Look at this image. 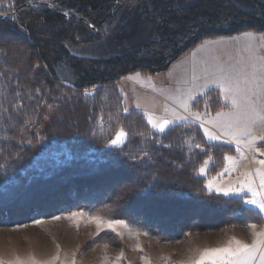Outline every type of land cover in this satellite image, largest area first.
I'll list each match as a JSON object with an SVG mask.
<instances>
[{
  "label": "trees",
  "instance_id": "obj_1",
  "mask_svg": "<svg viewBox=\"0 0 264 264\" xmlns=\"http://www.w3.org/2000/svg\"><path fill=\"white\" fill-rule=\"evenodd\" d=\"M121 1L55 0V10L20 3L15 19L0 21V34L20 38L18 47L26 52L23 62L13 65L7 62L8 48L0 47V216L5 210L20 209L19 205L39 203L46 197L43 191L49 189H78L77 198L88 195L84 203L99 201L123 186L125 201L118 202L134 213L144 201L167 196L206 208L211 215L222 214L244 224L264 223L263 216L242 199L210 193L206 179L199 175L208 158L213 161L209 173L220 171L225 157L235 153L232 146L207 141L196 124L151 130L142 113L122 112V98L115 89L99 90L92 97L83 93L96 84L112 85L134 71L165 70L205 38L264 31V0H256L262 8L260 17L237 10L228 0H194L182 9L175 7V0H146L144 11L156 23L161 38L144 47L148 53L138 50L103 60L70 55L65 44L98 39L102 20ZM64 11L72 15L67 19L58 13ZM212 21L219 26L202 28L185 48L178 49L182 35L189 34L190 23L202 26ZM176 47L178 53L168 60ZM61 62L76 69L78 85H66L56 77L54 67ZM213 95L218 107L211 112L225 106L218 90L209 91L207 99ZM98 117L110 123L100 127ZM119 128L126 131L127 141L111 147L108 142ZM71 207L78 208L74 203ZM121 209L115 204L110 209L112 218L128 219L135 225L119 214ZM169 232L164 233L169 236Z\"/></svg>",
  "mask_w": 264,
  "mask_h": 264
},
{
  "label": "rangeland",
  "instance_id": "obj_2",
  "mask_svg": "<svg viewBox=\"0 0 264 264\" xmlns=\"http://www.w3.org/2000/svg\"><path fill=\"white\" fill-rule=\"evenodd\" d=\"M54 1L0 0V21L7 18L15 19L20 3L24 7L44 6L55 10L52 4ZM144 1L146 0H124L121 1L122 4L120 5L117 3L99 25L100 37L98 39L94 38L91 41L79 44L67 42L65 48L74 57L90 60L124 57L138 50L143 51L142 55L148 53V49L144 47L149 43L159 42L161 38L156 23L150 21L144 11ZM228 1L241 12L254 14L257 17L262 16V8L258 6L256 0ZM193 2L194 0H175V7L177 9L186 8ZM47 4H50L51 7ZM58 13L60 15L66 14L67 19L72 15L70 11ZM85 23L89 24L86 21ZM218 26L219 23L213 21L202 26L190 23L187 27L189 34L182 35L179 43L180 48L172 49L168 53L167 59L171 60L170 57L178 53V49L185 48L187 42L190 39H195L202 28L211 29ZM246 33L261 36L264 42V31L256 30L205 38L194 48L172 61L165 70L154 73L134 71L122 76L112 85L96 84L83 91V93L92 97L99 90L115 89L122 98V112L126 114L133 110L137 111L130 107L129 101H127L128 106L125 104L126 98L124 97L129 94L133 80L134 83H136L135 80H138V83L142 86L147 80H151L160 92L157 93L164 98L163 93L175 92L174 90H176L177 85L173 81L177 77L171 75L170 69L179 60L195 51L206 41ZM19 40L20 38L17 37L0 34V47L8 48L10 59L7 62L13 65H20L26 57V52L22 51L20 44L18 45ZM54 73L66 85L76 86L80 83L76 69L66 62L57 64L54 67ZM206 95L192 102V111L201 110L214 113L210 109L218 107L216 103L218 98L214 99L215 95H213L207 99ZM128 98L130 97L128 96ZM201 99H204L202 103H198L197 101ZM220 110L216 109L215 112ZM164 120L169 121L168 119ZM109 123L108 118H97V125L100 127ZM173 126L175 125L169 123L168 128ZM121 129L123 128H119L118 131ZM151 130L161 131L158 127H151ZM117 132L108 142L111 147L127 141L128 136L124 130L126 133L125 138L121 143L113 145L111 141L116 138ZM259 147L264 149V145H259ZM208 167L209 169L213 167L211 158H208L204 165L199 168V175L204 178L206 175H215L207 172ZM202 168L204 169L203 173L201 172ZM12 178L13 175L7 176L8 180ZM120 179L119 181H123L122 178ZM122 188L115 190L116 194L115 192L112 194L111 191V194L101 197L99 201L95 199L84 203H82L83 199L88 195L83 196L82 199L77 198L79 195L78 189L68 191L62 189L57 192L49 189L50 192L49 190L43 191L47 192L45 193L46 197L44 196L45 198L43 197L44 199L39 203L37 202L32 206L19 205L20 209L9 210V212L5 210L3 217L0 216V264H196V261L200 260L206 250L222 248L223 245L228 244L229 238L232 241L241 239L245 241L244 244L252 245L253 241L257 239L255 233L264 232L263 223H259V226L257 225L252 230V227H248L250 223L244 224L222 214L211 215V212H207L206 208L202 211L196 205L176 202L167 198V196H161L159 201L155 202L151 200L144 201L138 209L136 208L134 213L130 206H123L118 202L123 203L125 201ZM75 190L76 193H74ZM30 197L32 198L34 195ZM20 203L24 202L21 201ZM72 203L78 208L73 210ZM115 204L120 209L123 206L122 212L119 214L130 218L135 225L129 222L128 219L112 218L110 209H113ZM125 205L129 204L126 203ZM137 206L139 205L137 204ZM97 211L101 212L102 215ZM73 213H76V215H72ZM262 214L264 215V212ZM93 218H99L103 222L123 220L126 227L116 225L113 230L107 227L106 223H102L98 227L96 220ZM168 230L170 231L169 236L164 233ZM260 255V252H257L251 264H261ZM206 262L213 261L205 259L203 264Z\"/></svg>",
  "mask_w": 264,
  "mask_h": 264
},
{
  "label": "crops",
  "instance_id": "obj_3",
  "mask_svg": "<svg viewBox=\"0 0 264 264\" xmlns=\"http://www.w3.org/2000/svg\"><path fill=\"white\" fill-rule=\"evenodd\" d=\"M260 37V38H259ZM253 33L240 34L236 36L226 37L223 39H216L206 41L195 51L188 54L182 60H179L171 69V75L177 77L173 83L177 85L175 92H166L164 98L159 94V90L150 80L140 85L138 80L131 82L132 88L129 94L125 95V104L132 109H135L146 117L150 127L155 128L149 123L148 116L154 117L157 121L168 119L170 125L180 123H195L198 125L204 136L209 142L226 144L234 148L235 153L232 156L236 165L234 170L230 167L229 161L225 159V166L215 175H206V187L212 193L222 195L228 198L242 199L244 204L256 211H258L264 218L262 212L254 205L246 203L252 198V193L247 189L243 191H217V189L240 188V183L246 178L243 173H251L252 180L255 182V187L259 191V176L256 170H264V165L259 161L264 160V149L259 145H264V140L259 137H264V122L257 119L251 127L252 135L258 139L251 148L247 147L244 142L239 145L240 151H237V145L230 137L222 134V129L214 126L211 123H206L201 126L202 121L196 120L191 115L192 112H199L204 120H210L216 116L217 112H234L230 98L225 100L224 93L217 83L214 81L221 78H227L234 86H238L240 91L234 93L236 98L240 101L242 107L247 106L249 97L251 101V108H248L250 114L255 115L259 113L264 115V42L261 36ZM218 90L220 99L225 105V108L214 113H207L206 111H192V102L198 98H202L208 91ZM159 92V93H157ZM189 95L193 98L188 99ZM128 96L130 98H128ZM127 101L129 103L127 104ZM187 101L189 111L181 106L183 102ZM254 109V112H253ZM185 117L186 119H180ZM207 128L209 132L217 135L220 139L212 140L205 135L204 129ZM258 149V150H257ZM243 154V158L241 156ZM209 169V167H208ZM209 173V170H207ZM210 174V173H209ZM209 181L213 182V187L209 188ZM257 225L250 223V225ZM264 225V223H263ZM262 226V225H261ZM251 228V227H250ZM253 230V228H252ZM242 243L245 242L239 239ZM231 238L228 239V244L223 245L222 248L233 243ZM204 264H213V262H206Z\"/></svg>",
  "mask_w": 264,
  "mask_h": 264
},
{
  "label": "snow or ice",
  "instance_id": "obj_4",
  "mask_svg": "<svg viewBox=\"0 0 264 264\" xmlns=\"http://www.w3.org/2000/svg\"><path fill=\"white\" fill-rule=\"evenodd\" d=\"M217 83L222 92L224 93L225 100L230 98L231 95V103L233 108L236 109L234 112H217L216 116L210 120H204L199 112H192L191 115L196 120H201V126L203 127L206 123H211L214 126H218L222 129V134L230 137L232 141H234L237 145V151H240L239 145L244 142L247 147L251 148L255 145L257 141V137L252 135L251 127L254 123H256L257 119L261 122H264V115L259 113H255V115L250 114L248 108H251V101L249 97H245L248 100V104L245 107H242L240 101L236 98L234 93L240 91L238 86H234L230 80L226 77L221 78L219 80L214 81ZM193 97L189 95L188 99H192ZM185 111H189V105L187 101L183 102L181 105ZM254 112V109H253ZM180 119H186L185 117H179ZM149 123L152 124L153 127H158L161 131L164 130L165 125L169 123V121L164 120L162 122L157 121L154 117L148 116ZM205 135L209 137V139L217 140L220 139L219 136L208 131L207 128L204 129ZM126 133L123 129L117 132L116 138L111 141L113 145H117L122 142L125 138ZM260 140H264V137H259ZM258 150V149H257ZM264 154V153H262ZM243 158V154L241 153ZM225 159L229 161L230 167L234 170L236 161L232 156H226ZM261 165H264V160L259 161ZM204 169H201L203 173ZM257 175L259 176V191H257L255 187V182L252 180L251 173H243L245 176V180L240 183V188H228V189H217V191L227 192L231 191H243L247 189L252 193V198L246 201V203L255 205L261 212H264V170L257 169ZM209 188L213 187V182L209 181ZM72 215H76L73 213ZM96 220L98 227L102 223H106L107 227L115 229L116 225L125 226V222L123 220H109L106 222L101 221L99 218H93ZM250 227L255 228L256 225H250ZM257 239H255L252 245L244 244L239 240H234V247L230 244L227 247L219 248V249H211L206 250L200 260L196 261V264H203L205 259H211L213 264H251V261L254 259L257 252H260L261 264H264V232L255 233Z\"/></svg>",
  "mask_w": 264,
  "mask_h": 264
},
{
  "label": "water",
  "instance_id": "obj_5",
  "mask_svg": "<svg viewBox=\"0 0 264 264\" xmlns=\"http://www.w3.org/2000/svg\"><path fill=\"white\" fill-rule=\"evenodd\" d=\"M47 6L51 7V5H50V4H47ZM62 16H63V17H65V18L67 17V15H66V14H62ZM168 125H169V123H168L167 125H165V128H164V130H165L166 128H168Z\"/></svg>",
  "mask_w": 264,
  "mask_h": 264
},
{
  "label": "bare ground",
  "instance_id": "obj_6",
  "mask_svg": "<svg viewBox=\"0 0 264 264\" xmlns=\"http://www.w3.org/2000/svg\"><path fill=\"white\" fill-rule=\"evenodd\" d=\"M108 211V210H107Z\"/></svg>",
  "mask_w": 264,
  "mask_h": 264
}]
</instances>
